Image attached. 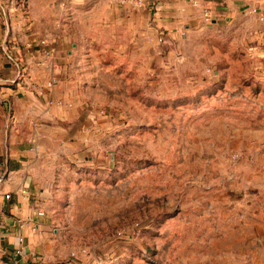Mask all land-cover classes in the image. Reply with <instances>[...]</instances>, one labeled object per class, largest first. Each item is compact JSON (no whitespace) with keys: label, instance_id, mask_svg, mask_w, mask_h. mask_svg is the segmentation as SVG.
Listing matches in <instances>:
<instances>
[{"label":"rangeland","instance_id":"rangeland-1","mask_svg":"<svg viewBox=\"0 0 264 264\" xmlns=\"http://www.w3.org/2000/svg\"><path fill=\"white\" fill-rule=\"evenodd\" d=\"M253 15L162 44L138 34L127 52L108 31L84 52V124L55 134L70 146L53 149L43 200L47 264H264Z\"/></svg>","mask_w":264,"mask_h":264},{"label":"crops","instance_id":"crops-1","mask_svg":"<svg viewBox=\"0 0 264 264\" xmlns=\"http://www.w3.org/2000/svg\"><path fill=\"white\" fill-rule=\"evenodd\" d=\"M9 1L0 0V264H47L43 200L53 149L70 146L55 134L84 124V52L96 50L108 31L125 36L119 49L127 52L138 34L169 36L245 14H254L264 51V0H160L145 9L117 0H27L28 13Z\"/></svg>","mask_w":264,"mask_h":264},{"label":"built area","instance_id":"built-area-1","mask_svg":"<svg viewBox=\"0 0 264 264\" xmlns=\"http://www.w3.org/2000/svg\"><path fill=\"white\" fill-rule=\"evenodd\" d=\"M83 1H90V0H83ZM9 2H13V0L9 1ZM117 2L120 4V5H123V6H130V7H133V8H136V9H145V8H148V7H154L156 8L159 3H160V0H117ZM194 4L196 5V2H194ZM5 11V9L3 10V12ZM204 19L206 22H210L211 21V15L208 11H205L204 12ZM167 40V35L166 34H160L159 35V38H158V41L159 43H164L165 41ZM41 46H46V42L45 41H42L40 43ZM52 51L50 50H45L44 51V55L46 58H50L52 56ZM7 198H9V195H7ZM21 252L18 251V254H20Z\"/></svg>","mask_w":264,"mask_h":264}]
</instances>
